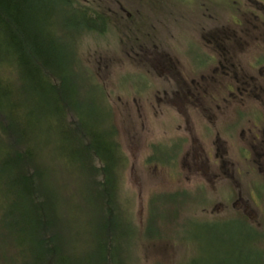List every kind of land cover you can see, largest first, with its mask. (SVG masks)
<instances>
[{
  "label": "rangeland",
  "instance_id": "obj_1",
  "mask_svg": "<svg viewBox=\"0 0 264 264\" xmlns=\"http://www.w3.org/2000/svg\"><path fill=\"white\" fill-rule=\"evenodd\" d=\"M74 1L83 13L91 17L89 20H84L85 23L76 46L80 59L81 73H79L82 84L79 78L77 82L71 79L70 84L73 87L72 91L85 96L81 105L78 104L79 100L76 101V108L80 114H83L82 122L86 128L92 126L95 128L99 124L108 122L104 117L105 114L102 113L106 106L110 111V121L115 128V139L121 145L125 166L118 173L119 203L130 226L137 231V236H134L135 242L133 241L129 251L123 254L127 256L123 258L125 263L264 264V254L255 251L254 240L257 234L249 229L245 221L234 218L264 217V158L257 160L254 155L248 154L245 158L237 155L239 148L243 149L244 146L238 142V137L234 136L231 143L233 152L231 146L229 147L231 152L229 169L243 170V175L238 176L240 186L232 188V185L224 184L216 191L213 190L207 180L208 177L204 176L207 167L214 168L213 161L203 160L198 163L186 161L183 159V153L176 157L173 156L174 148L170 144L184 133L178 132L176 125L170 121L171 113L166 112V121L162 123L153 114L148 113L147 97H125L123 95L119 97L109 92L115 88L114 75L110 73L117 70V67L111 66L109 70H106L99 62L100 56H106L113 36L102 32L105 27L102 30L99 28V17L96 18L97 13L95 12L108 8L109 0ZM212 2L215 11L221 10L222 4L226 3L224 7L228 9L231 24H233L232 15L238 14L237 9H241L248 11L245 17H242V20H246V26L248 24L258 25V22L254 20V15H259L258 12L254 11L244 0H212ZM239 18L241 19L240 16ZM43 34L56 44L53 39V29L45 28ZM246 40L252 43L264 42V33L252 32L247 34ZM69 45L70 40H68ZM65 51H67L65 59L70 67L72 54L67 49ZM262 57H264V48L251 45L242 50L239 56L231 60L235 68L230 69V76L224 79L214 77V89L223 88V90L214 95L213 99L208 98L206 102V104L222 103L221 100L224 98L227 105L231 104L235 107L242 105L241 111L245 112V116L241 128L246 133V140H252L257 134L260 138L257 139L259 143L264 134V113H260L264 111V58ZM121 69L119 67L118 70ZM238 75L241 79H245L244 81L248 84L245 85V89L251 93L246 92L244 97H238L236 94L235 98H231L227 94L226 87L235 84L238 88L233 79V77L238 78L236 77ZM17 80L13 81V85L16 87V100L23 104L22 109L26 111L24 118L35 119L39 113H44L51 108L47 100L34 98L32 91L25 90L24 86L21 88L19 77ZM126 81L128 78L124 77L122 84L124 85ZM253 89H256L255 94H252ZM134 98L137 99V104L133 103ZM122 101L128 102L135 111V108L140 106L142 112L139 116L141 118L143 115L148 116L146 120L153 129V134H145L140 143L141 147L139 148L138 145L137 150L127 138L124 124L128 113L122 108L124 104ZM133 115L138 117L137 111L133 112ZM239 120L237 115L234 118L237 122L236 126ZM254 123L257 126L254 127ZM43 139L52 164L59 165V167H53L59 180L57 182L59 189L64 188L66 192L70 190L71 194L73 190L84 191L85 181L81 180L77 184L76 179L79 177L76 176L77 171L74 167H65L58 162L59 158L56 154H61L62 148L59 142L63 139L60 133L54 129L49 131ZM199 140L207 152L211 146V138L205 132V136H200ZM34 142H37L36 136ZM50 143H52V148L47 149ZM159 143L166 146L157 145ZM190 167L197 171L191 172ZM252 191L254 193L250 194ZM225 194L228 196L227 199L224 197ZM258 199L259 204H256L254 201ZM68 200L72 207L78 201L79 209L73 210L70 218L73 226L76 227V232L68 239L69 246H71L69 249L72 250L68 251L69 254L61 253L58 262L59 264H98L94 259L99 254L95 251L97 250L96 242L102 237H99L100 235L96 232V221L85 200L75 195ZM236 200L243 201V207L232 208L231 205ZM215 204L221 208L213 212L212 208ZM258 244H263V242ZM119 255L122 256V254ZM9 256L12 257L11 251L2 247L0 264H15Z\"/></svg>",
  "mask_w": 264,
  "mask_h": 264
},
{
  "label": "trees",
  "instance_id": "obj_2",
  "mask_svg": "<svg viewBox=\"0 0 264 264\" xmlns=\"http://www.w3.org/2000/svg\"><path fill=\"white\" fill-rule=\"evenodd\" d=\"M82 11L74 0H0V249L10 250L15 264H59L60 254H69L68 239L76 232L70 218L79 209L78 201L69 204L73 195L86 201L102 237L96 242L98 264H126L123 254L137 236L119 203L118 173L125 160L110 111L102 110L108 122L86 128L76 108L85 96L70 84L78 78L82 84L76 46L91 17ZM45 28L53 29L57 45L43 34ZM17 77L21 88L51 108L24 118L13 85ZM54 129L63 138L58 162L74 167L77 184L85 181L82 192L58 187L53 167L59 165L52 164L43 139Z\"/></svg>",
  "mask_w": 264,
  "mask_h": 264
},
{
  "label": "flooded vegetation",
  "instance_id": "obj_3",
  "mask_svg": "<svg viewBox=\"0 0 264 264\" xmlns=\"http://www.w3.org/2000/svg\"><path fill=\"white\" fill-rule=\"evenodd\" d=\"M244 1L258 12L259 15H254L258 25L246 26L242 17L248 11L241 9H237L238 14L232 15L231 24L228 9L224 7L226 3L222 4L221 10L215 11L212 0H109L108 8L95 11L96 18L99 17V28L102 30L105 27L102 32L113 36L106 56H100L99 62L106 70L111 66L117 67L114 72H109L114 75L115 82V88L109 92L119 97H147L148 113L162 123L166 121V112L171 113L170 121L176 125L178 132L184 133L170 144L174 148L173 156L183 153L186 161H213L214 168L207 167L204 176L208 177L215 191L224 184L232 185V188L240 186L238 176L243 175V170L229 169V147L234 136L245 147L239 148L237 155L245 158L250 154L257 160L264 158V134L260 143L257 134L247 141L241 128L245 116V112L241 111L242 105H227L224 98L222 103L206 104L208 98L213 99L214 95L222 92L223 88L214 89V77L224 79L230 76V69L235 68L231 60L251 45L264 48V42L246 40L247 34L252 32L264 33V0ZM119 67L122 69L118 70ZM124 77L128 81L123 85ZM236 77L233 79L238 88L235 84L226 87L229 97L235 98L236 94L244 97L246 92L251 93L245 89L248 85L245 79L239 75ZM255 90L252 94L256 93ZM132 101L138 103L135 98ZM137 107L138 117L133 115L136 111L128 102L122 105L128 113L124 124L127 138L136 150L138 145L141 147L145 134H153L146 120L148 116L141 118L139 113L142 108ZM236 114L240 118L237 126L234 121ZM205 132L211 138L207 152L199 142ZM231 150L233 152L232 146ZM190 169L191 172L197 171L193 167ZM224 197L227 199V194ZM259 201L254 202L259 204ZM243 205V201L236 200L231 206L240 209ZM217 208L221 206L215 204L212 211ZM234 218L245 221L249 229L257 234L255 251L264 254V217Z\"/></svg>",
  "mask_w": 264,
  "mask_h": 264
}]
</instances>
